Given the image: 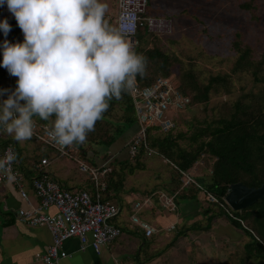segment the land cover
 <instances>
[{
	"label": "trees",
	"instance_id": "1",
	"mask_svg": "<svg viewBox=\"0 0 264 264\" xmlns=\"http://www.w3.org/2000/svg\"><path fill=\"white\" fill-rule=\"evenodd\" d=\"M251 4H243L240 7L243 10L251 9ZM152 12L151 1L148 0L146 14L151 15ZM11 27L8 41L13 44L22 43L24 37L14 16ZM137 39L139 45L135 51L147 58L146 75L143 78L137 76L140 87L150 86L158 76L170 77L176 72L178 60L153 43L161 39L160 36L148 34L146 30L140 29ZM232 49L238 57L230 75L212 76L203 84L191 70L178 73L177 88L191 101L187 110L193 105L207 104L211 94L221 91L225 95L230 94L231 75L238 72L251 73L255 81L263 83L259 76L264 72V54L260 59H255L252 49L243 44L239 35L232 43ZM16 79L11 84V90L16 87ZM0 89H9L7 79L2 72H0ZM222 110L223 114L219 118L208 123L204 122V125L195 130L189 138L181 132L174 134L179 117L176 120V127L168 133H161L157 127H151L145 141L138 146L136 154L128 157L127 148L137 135L138 121L130 93H122L121 99L113 98L109 101L108 110L96 123L95 130L88 134L85 143L74 145L69 148V151L89 167L97 168V155L101 154L99 156L101 163L106 161L109 157L107 153L116 141L130 128H136L134 135L127 143L125 157L122 160L114 159L109 163L110 173L106 177L107 190L102 193L104 202H112L114 197L124 190L125 178L128 175H134L137 171L145 170L144 161L154 155L163 157L169 164L185 172L191 170L200 159L211 160L208 177L196 179L200 188L191 185L181 189L180 175L177 170H174L176 177H173L165 187L169 195L176 196L177 210L181 204L202 201L199 219L183 232H179L175 238L189 231H209L214 222L225 218L246 237L240 263L264 264V201H258L242 211H232L224 202L233 184L242 183L248 188H259L264 184V87L257 93H246L232 103H225ZM34 120L40 126L50 124L38 117H34ZM185 138H188L190 143L189 149L179 144ZM30 142H33L38 149H43V144L34 141L33 138ZM7 146H12L17 156L16 161L13 162L14 168L27 181L40 176L41 172L34 167L46 156L24 155L11 138L0 141V154ZM95 147H101L103 150L99 152ZM148 150L153 153L149 155ZM47 159L50 158L47 157ZM86 182L87 189H92L91 181L87 179ZM158 191L152 188L149 194L156 197L159 194ZM208 194L212 195L217 202H209ZM226 210L237 220L229 217ZM239 220L246 226H242ZM112 223L114 224V221Z\"/></svg>",
	"mask_w": 264,
	"mask_h": 264
},
{
	"label": "clouds",
	"instance_id": "2",
	"mask_svg": "<svg viewBox=\"0 0 264 264\" xmlns=\"http://www.w3.org/2000/svg\"><path fill=\"white\" fill-rule=\"evenodd\" d=\"M23 34L22 43L0 44V67L16 79L0 89V130L16 142L32 138L34 117L50 122L48 136L61 150L85 143L109 101L133 91L147 71L124 31L105 20L102 0H0ZM12 30L7 19L0 31ZM17 156L0 159L7 171Z\"/></svg>",
	"mask_w": 264,
	"mask_h": 264
},
{
	"label": "built area",
	"instance_id": "3",
	"mask_svg": "<svg viewBox=\"0 0 264 264\" xmlns=\"http://www.w3.org/2000/svg\"><path fill=\"white\" fill-rule=\"evenodd\" d=\"M147 5L148 0H117L116 28L124 31L134 50L139 45L137 35L140 29L146 30L148 34L156 35L166 31L164 20L155 19L146 14ZM4 19H7L8 23L12 25L13 15L8 11L6 4L0 7V21ZM5 39L8 40V36L5 37L3 32L0 31V44ZM0 61H2V51H0ZM0 72L5 75L11 91V84L15 77L10 76L7 70L2 67H0ZM129 93L138 121L137 135L127 148L128 157H133L140 143L142 144L145 141L146 134L151 127H157L161 133H168L173 130L176 127L178 114L186 112L191 101L189 97L184 96L178 90L173 76H158L150 86L146 87H140L137 82L135 89ZM49 128L50 124L40 126L34 120L32 136L34 141L42 143L43 150H51L58 157L74 161L78 170L86 175V180L91 181L93 188L81 190L62 188L44 170L49 165L47 158H43L40 164L34 167L41 172L40 176L29 181L37 200L36 205L31 204L25 190V183L28 181L14 168L13 163L7 171L0 170V185L6 181L14 183L20 198L29 206V208L18 210L16 217L20 222L30 227L44 226L49 231L51 244L45 253L38 255L39 261L43 264H58L60 260L69 257L63 249L64 243L68 240H78L81 251L91 248L98 254L104 246L119 238L121 230L112 222L120 214V208L112 202L102 201V193L107 190L106 177L110 173L109 163L114 158L109 157L106 161L98 164L97 168L89 167L85 162L74 157L69 148L61 150L58 145L52 142L48 136ZM9 150L14 152L12 146H7L0 154V159ZM148 152L149 155L153 153L151 150H148ZM174 168L180 175L181 189L188 188L191 185L200 188L198 181L191 172ZM159 199L163 209L176 212L175 195L162 193ZM207 200L212 203L217 202L209 194ZM148 203H150L149 198H145L142 203H136L134 206L135 211L140 210L143 205ZM226 211L229 217L237 220L228 210ZM130 219L131 223L138 227L145 237L149 238L156 233L153 227L146 221L141 220L136 214L132 215ZM240 223L244 226L241 221ZM174 229V226H171L168 231Z\"/></svg>",
	"mask_w": 264,
	"mask_h": 264
},
{
	"label": "rangeland",
	"instance_id": "4",
	"mask_svg": "<svg viewBox=\"0 0 264 264\" xmlns=\"http://www.w3.org/2000/svg\"><path fill=\"white\" fill-rule=\"evenodd\" d=\"M150 1L151 9L153 10L151 17L166 22V31L159 34L158 36L161 39H157V42L153 43L159 46L166 54L178 60L175 68L176 72L172 75L174 81L178 80V73L190 70L194 72L197 79L203 84L207 82L209 77L224 74L230 75L238 57L232 49V43L237 39V35L240 36L243 44L252 49L255 59H260L262 54H264V0ZM102 2L108 5L105 20L110 26L116 27L117 0H102ZM247 3H252V8L243 10L240 5ZM259 78L262 79L263 83L255 81L252 74L248 72H238L231 75L230 94L225 95L222 91L217 94H211L207 104L193 105L183 114H178L179 121L174 134L181 132L189 138L195 130L204 125V122L208 123L219 118L223 114L222 107L225 103H232L243 94L257 93L263 88L264 72ZM4 99H7L6 95L0 96V101ZM134 130L136 131V128H130L116 141L107 153L109 157L114 159H123L125 157L127 143L132 137L131 134H134ZM0 135L2 139L11 138L2 130H0ZM188 138L179 142L181 147L189 149ZM95 149L99 152L103 150L101 147H95ZM114 150L119 153L117 154ZM45 151L49 152V150ZM100 155H97V160L100 159ZM61 163L70 169L72 175H76V179L77 177L86 178V175L78 170L74 161L63 158ZM143 165H145V170L137 171L128 178L129 187L138 188L140 191H150L152 188L165 190L170 180L176 177L174 167L163 157L154 155L147 158ZM211 165V160L200 159L189 172L192 173L195 179H204V177H208ZM201 202L198 201L196 203L201 205ZM197 210H191L190 213L198 215L200 212ZM179 213H184L182 208ZM179 213H170V215L178 218L176 219V228L174 227L176 230L174 229L167 233L168 241L171 243L184 238L191 240L192 238L189 237L191 231L185 232L179 238H175V236L179 232H183L199 218L198 216L195 218L190 215L185 217ZM222 220L234 227L229 220L225 218H222ZM244 226H246L245 223ZM215 233L217 234L210 239L215 240L218 237L219 232L216 231ZM124 238L127 239V235L121 234L118 239L124 240ZM230 240L233 242L229 241L232 244L229 245V259H227L225 264H241L240 258L243 255L242 248L246 243V237L239 230L234 237L230 236ZM170 247L171 245L165 248L162 255ZM218 250L222 251V248ZM142 258L143 255H139V259L141 260Z\"/></svg>",
	"mask_w": 264,
	"mask_h": 264
},
{
	"label": "crops",
	"instance_id": "5",
	"mask_svg": "<svg viewBox=\"0 0 264 264\" xmlns=\"http://www.w3.org/2000/svg\"><path fill=\"white\" fill-rule=\"evenodd\" d=\"M4 140L5 138H0V141ZM11 140L22 150L24 155L40 154L46 158L49 157V165L44 170L62 188L67 190L87 188L86 178L77 177L76 179V175H72L70 169L61 163L63 158L56 156L51 150L47 153L43 149H38L30 140L16 142L12 137ZM116 150L114 151L118 154L119 152ZM96 162L101 163L99 160ZM129 177L125 178L124 190L112 200L113 203L120 206L118 207L121 210L117 218L114 219V225L121 229V234L127 235V239L117 238L104 246L98 254L91 248L81 251L78 240H68L64 243L63 249L69 257L60 260L58 264H225L227 262L230 253L229 245L233 242L230 240V236L234 237L239 232L236 227L218 219L212 224L209 231H191L189 236L192 238L191 240L184 238L171 243L168 241L167 233L171 232L168 231V228L175 227L178 218L170 215L173 212L166 211L161 206L159 196L166 193L165 190H159L156 197L150 195V191H140L138 188L135 191L132 189L134 187H129L127 182ZM25 190L31 204L36 205L37 200L29 181L25 183ZM145 198H149L150 203L135 211V204L142 203ZM186 204H181L176 212L179 213L182 208L184 213H179L180 215L200 217V213L198 215L190 213L194 209H198L200 212V204L194 201ZM24 208H29V206L20 198L15 184L11 181L2 183L0 185V264H43L39 261L38 255L45 253L51 244L50 233L44 226L30 227L20 222L16 217L17 212ZM135 213L156 230L154 235L149 238L145 237L143 232L131 223L130 218ZM215 230L219 232L218 237L215 240L210 239L217 234ZM168 244L171 247L162 255ZM220 248L222 251L218 250ZM139 255H143V260L139 259Z\"/></svg>",
	"mask_w": 264,
	"mask_h": 264
},
{
	"label": "water",
	"instance_id": "6",
	"mask_svg": "<svg viewBox=\"0 0 264 264\" xmlns=\"http://www.w3.org/2000/svg\"><path fill=\"white\" fill-rule=\"evenodd\" d=\"M224 201L233 211H242L258 201H264V184L259 188H248L242 183L233 184Z\"/></svg>",
	"mask_w": 264,
	"mask_h": 264
},
{
	"label": "bare ground",
	"instance_id": "7",
	"mask_svg": "<svg viewBox=\"0 0 264 264\" xmlns=\"http://www.w3.org/2000/svg\"><path fill=\"white\" fill-rule=\"evenodd\" d=\"M177 195V194H176ZM176 197V196H175ZM215 205V204H214ZM174 213V212H173ZM136 214V213H135ZM133 215V214H132ZM115 222V221H114ZM121 230V229H120ZM158 235V234H157ZM147 239V238H146Z\"/></svg>",
	"mask_w": 264,
	"mask_h": 264
}]
</instances>
